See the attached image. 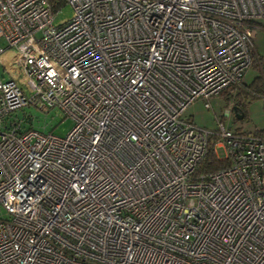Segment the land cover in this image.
I'll list each match as a JSON object with an SVG mask.
<instances>
[{
  "label": "built area",
  "instance_id": "built-area-1",
  "mask_svg": "<svg viewBox=\"0 0 264 264\" xmlns=\"http://www.w3.org/2000/svg\"><path fill=\"white\" fill-rule=\"evenodd\" d=\"M65 3L0 0V264H264V129L183 114L255 62L264 0ZM210 145L229 164L197 172Z\"/></svg>",
  "mask_w": 264,
  "mask_h": 264
},
{
  "label": "rangeland",
  "instance_id": "rangeland-1",
  "mask_svg": "<svg viewBox=\"0 0 264 264\" xmlns=\"http://www.w3.org/2000/svg\"><path fill=\"white\" fill-rule=\"evenodd\" d=\"M73 15V8L69 3H65L57 10L54 15L53 21L55 24L62 22ZM261 27H264V18L258 19ZM0 39V45H4ZM253 52L257 59H260L262 65H264V28H260L256 31V34L252 38ZM255 58V62L252 63L242 74L241 81L245 85H251L254 80L261 77V71L258 66V61ZM0 73L2 69L0 68ZM6 77V73L4 74ZM210 107L206 108L203 101L196 100L184 111V115L187 116L197 126L213 128L216 126V117L223 114L225 111L226 102L220 96L211 97L209 99ZM239 112V111H238ZM245 115L241 120H237L233 123L232 117L227 115L224 117V122L230 126L242 124L244 129L249 131L264 129V98L257 97L249 103L245 108V111L240 112ZM17 117H22L23 127H29L43 131L52 132L58 136H64L71 129L73 120L70 117H65L64 114L57 108H50L48 111H43L40 108L33 106H24L16 112ZM220 152V149H218ZM5 215V212L0 208V216Z\"/></svg>",
  "mask_w": 264,
  "mask_h": 264
},
{
  "label": "trees",
  "instance_id": "trees-1",
  "mask_svg": "<svg viewBox=\"0 0 264 264\" xmlns=\"http://www.w3.org/2000/svg\"><path fill=\"white\" fill-rule=\"evenodd\" d=\"M54 11H57L63 4L65 0H49ZM262 76V75H261ZM220 97L224 99L227 103L228 101H234V107L237 111L243 112L249 101L262 97L264 98V77H258L254 80L251 85H245L241 80L228 89L224 90ZM245 115H243L244 117ZM229 164L227 159H219L214 150L213 146H208L206 153L197 167V172L210 173L218 169L224 168Z\"/></svg>",
  "mask_w": 264,
  "mask_h": 264
},
{
  "label": "water",
  "instance_id": "water-1",
  "mask_svg": "<svg viewBox=\"0 0 264 264\" xmlns=\"http://www.w3.org/2000/svg\"><path fill=\"white\" fill-rule=\"evenodd\" d=\"M233 110H234V112H236L237 111L236 107H233ZM235 115H236L237 119H239V120H241L243 118V114L240 112H236Z\"/></svg>",
  "mask_w": 264,
  "mask_h": 264
}]
</instances>
